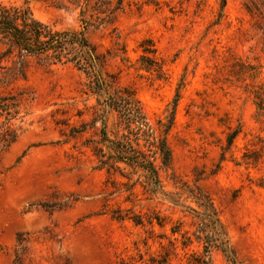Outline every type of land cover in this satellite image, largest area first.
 <instances>
[{
  "label": "rangeland",
  "instance_id": "374dc122",
  "mask_svg": "<svg viewBox=\"0 0 264 264\" xmlns=\"http://www.w3.org/2000/svg\"><path fill=\"white\" fill-rule=\"evenodd\" d=\"M0 2L82 32L106 84L98 95L93 75L3 58L0 44V95L18 103L8 124L0 117V264H157L165 254L184 264L197 250L180 245L196 223L184 184L212 201L237 264H264V0H125L85 30L68 0ZM121 90L155 130L176 103L169 169L141 149L164 196L149 192L141 169L100 166L101 130L109 140L123 133L104 106ZM212 263L227 264L219 253Z\"/></svg>",
  "mask_w": 264,
  "mask_h": 264
},
{
  "label": "trees",
  "instance_id": "16d2710c",
  "mask_svg": "<svg viewBox=\"0 0 264 264\" xmlns=\"http://www.w3.org/2000/svg\"><path fill=\"white\" fill-rule=\"evenodd\" d=\"M68 2L79 7L80 21L85 30L111 21L123 9L125 0H68ZM224 5L225 0H222V6ZM57 7L66 9L60 4ZM0 44L5 46L3 58L16 57L22 62L25 58L35 57L42 58L47 66L72 65L89 76L93 75V91L98 95L105 94L106 84L100 78L99 58L82 32L56 31L52 26L35 19L27 6L0 2ZM143 58L146 57H142L141 60ZM141 67L150 71L152 65ZM104 103L108 111L116 114L117 126L123 133L119 136L117 131L114 139L109 140L104 129L101 130V139L108 144L109 150L107 153L99 151L101 168L106 166L112 168L117 163H123L141 169L146 174L149 192L152 195L164 196L157 169L141 149H146L152 154L162 169H169L171 152L166 136L172 127L176 103L165 122L157 121L156 130L149 125L139 102L128 90L115 91L106 97ZM17 107L18 103L14 96L0 95V117L4 114L7 124L17 116ZM183 186L179 194L185 195V198L195 205V209L188 208V211L194 216L196 223L190 235L186 233L182 236L181 250H189L192 246L197 248L184 253V264H213V253H219L227 264H237L234 251L212 201L199 188L192 190L185 184ZM156 263L169 264V256L167 254L161 256Z\"/></svg>",
  "mask_w": 264,
  "mask_h": 264
}]
</instances>
